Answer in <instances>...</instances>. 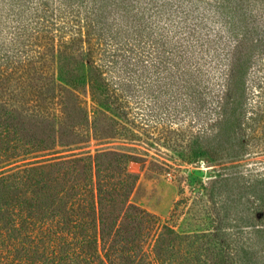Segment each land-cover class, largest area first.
<instances>
[{
  "label": "trees",
  "instance_id": "obj_1",
  "mask_svg": "<svg viewBox=\"0 0 264 264\" xmlns=\"http://www.w3.org/2000/svg\"><path fill=\"white\" fill-rule=\"evenodd\" d=\"M1 4L6 13L32 20L37 35V55L18 92L33 101L53 99L59 128L72 129L83 112L92 122L108 118L113 137L130 140L136 134L126 116H111L125 108L121 82L136 68L174 66L183 110L204 115L195 132L183 133L176 149L181 159L215 166L264 153V8L255 11L243 0ZM0 110L49 116L37 103L4 98L1 87ZM124 148L30 162L0 175L16 199L0 197V264H181L194 235L182 236L130 202L136 178L126 163L146 153ZM257 181L264 216V170ZM216 263L234 264L232 258Z\"/></svg>",
  "mask_w": 264,
  "mask_h": 264
},
{
  "label": "rangeland",
  "instance_id": "obj_2",
  "mask_svg": "<svg viewBox=\"0 0 264 264\" xmlns=\"http://www.w3.org/2000/svg\"><path fill=\"white\" fill-rule=\"evenodd\" d=\"M1 1L3 97L37 103L49 116L46 120L0 110V175L30 162L77 158L108 147H137L146 154L126 163V170L136 178L130 202L154 213L182 236L194 235L187 240V255L176 263L217 264L221 258H232L234 264H264V216L257 181L264 170V153L215 166L181 159L176 149L185 142L183 133L195 132L198 118L204 115L183 110L174 66L160 72L151 66L144 71L132 68L129 80L121 82L125 108L111 116L120 121L126 116L136 134L130 140L113 137L108 118L92 122L83 112L76 114L72 129L59 128L52 115L59 113L53 99L42 95L33 101L18 92L37 55V35L32 20H22L15 11L6 13ZM243 1L255 11L264 8L262 0ZM261 18L264 21V12ZM80 95L90 103L89 95ZM1 188V200H16L13 188ZM222 242L229 244L227 251Z\"/></svg>",
  "mask_w": 264,
  "mask_h": 264
}]
</instances>
